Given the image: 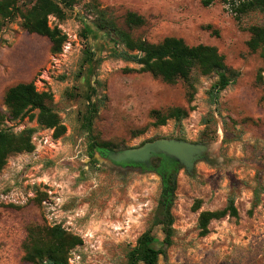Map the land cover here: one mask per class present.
I'll return each instance as SVG.
<instances>
[{
  "label": "rangeland",
  "instance_id": "rangeland-1",
  "mask_svg": "<svg viewBox=\"0 0 264 264\" xmlns=\"http://www.w3.org/2000/svg\"><path fill=\"white\" fill-rule=\"evenodd\" d=\"M201 1L78 0L65 20L48 18L66 37L61 52L52 55L47 39L21 28L28 0H14L16 15L0 29V130H33L34 150L8 157L0 173V264H26L22 243L37 226H60L80 239L69 264H124L147 231L158 247L163 236L155 214L164 174L174 181L173 236L157 264H264V64L246 45L248 29L263 25L264 15L250 12L237 19L219 0L208 7ZM96 12L133 40L158 44L177 38L191 47H214L238 78L211 105L216 78L193 70L189 100L185 83L169 85L110 58L115 50L94 28ZM128 13L141 17L143 25L129 28ZM87 46L102 58L99 64L84 62ZM30 82L52 95L65 128L60 138L36 124V111L19 121L7 118L5 92ZM93 90L92 101L99 104L88 132L84 117ZM172 108L188 114L179 123L153 126L150 112ZM159 139L207 149L190 172L164 158L152 160L147 171L117 165L98 154L90 157L88 150L92 140L117 152ZM229 199L238 219L212 221L209 234L200 237L199 214L221 211Z\"/></svg>",
  "mask_w": 264,
  "mask_h": 264
},
{
  "label": "trees",
  "instance_id": "trees-1",
  "mask_svg": "<svg viewBox=\"0 0 264 264\" xmlns=\"http://www.w3.org/2000/svg\"><path fill=\"white\" fill-rule=\"evenodd\" d=\"M227 6L233 15L241 17L247 13L255 12L264 15V0H219ZM214 0H202L203 7L210 6ZM78 0H28L30 7L20 14L21 28L30 35H36L48 40L50 53L59 54L66 37L57 28H51L48 18L57 21L66 18V12L72 11ZM17 12L14 0H0V29L5 20L13 18ZM94 21V28L104 34L113 50L109 57L125 63L139 66L138 74H149L154 79L174 85L181 81L185 83L193 96L191 72L197 70L201 76L216 78L212 85L209 99L215 105L219 94L227 87L233 85L238 78V73L225 65L223 57L217 49L211 46H188L182 39L165 38L158 44H149L144 40H133L128 33L120 30L114 23L106 19L103 13ZM144 23L141 17L133 13L125 16V24L131 27H140ZM249 40L247 48L252 53H259L264 64V24L252 26L248 29ZM84 62L99 64L102 58H96L89 46L84 51ZM94 90L87 99V111L84 117L87 131L90 132L92 122L97 114L98 101L93 102ZM52 95L48 92H38L32 82L20 83L9 88L3 96V106L6 109L9 121H19L29 113L36 111V124L46 130L53 131V138L58 139L65 133L58 115L52 107ZM188 112L180 108H172L165 112L152 111L150 117L154 120L155 127L164 126L169 120L179 123L187 116ZM34 115L30 116L33 119ZM0 119H4L0 115ZM33 130H24L14 134L8 130H0V173L11 155L31 153ZM89 155H101L103 152L116 151L108 143H98L92 140L88 146ZM163 186L156 208L155 223L161 227L162 242L157 247L150 231L143 233L136 241L135 246L126 255L124 264H157L160 256L172 245L173 218L171 209L174 203V184L169 174L163 175ZM200 201H195L192 211L200 208ZM254 206L258 204V196L254 195ZM225 218L238 219L233 199L221 211L201 212L197 220L199 236L209 234L208 226L212 221ZM81 245L79 238L65 232L60 226L51 228L31 227L22 243L23 262L26 264H69L70 254L73 249Z\"/></svg>",
  "mask_w": 264,
  "mask_h": 264
},
{
  "label": "water",
  "instance_id": "water-1",
  "mask_svg": "<svg viewBox=\"0 0 264 264\" xmlns=\"http://www.w3.org/2000/svg\"><path fill=\"white\" fill-rule=\"evenodd\" d=\"M206 149L207 147L201 144L159 139L137 148L103 152L101 156L113 164L131 165L145 171L150 170L152 160L164 158L190 172L194 164L204 155Z\"/></svg>",
  "mask_w": 264,
  "mask_h": 264
}]
</instances>
